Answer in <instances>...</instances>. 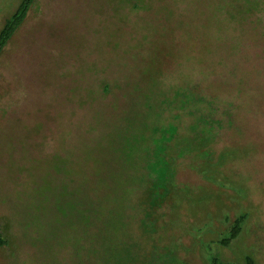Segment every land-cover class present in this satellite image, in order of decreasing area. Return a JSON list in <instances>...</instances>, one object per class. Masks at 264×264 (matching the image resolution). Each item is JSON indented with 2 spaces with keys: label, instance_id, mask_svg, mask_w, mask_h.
I'll use <instances>...</instances> for the list:
<instances>
[{
  "label": "rangeland",
  "instance_id": "1",
  "mask_svg": "<svg viewBox=\"0 0 264 264\" xmlns=\"http://www.w3.org/2000/svg\"><path fill=\"white\" fill-rule=\"evenodd\" d=\"M177 93L220 121L201 150ZM0 235V264H264V0H37L0 56Z\"/></svg>",
  "mask_w": 264,
  "mask_h": 264
},
{
  "label": "trees",
  "instance_id": "2",
  "mask_svg": "<svg viewBox=\"0 0 264 264\" xmlns=\"http://www.w3.org/2000/svg\"><path fill=\"white\" fill-rule=\"evenodd\" d=\"M37 0H22L19 4V6L17 7L16 11L13 13V15L11 17H9L1 31H0V56L2 54V52L4 51V49L6 48V46L8 45V43L10 42V40L13 38V36L16 34V32L19 30V28L23 25V23L25 22L30 9L32 8V6L35 4ZM136 7H138V5H136ZM177 99L178 97H184L185 101H181L180 103L182 104V106L184 108L187 107V105L189 104V101L193 102L194 108L193 110H191V114H194L195 116H197V122L195 125H193L191 127V132L197 134L198 138H197V143H198V147L201 150L202 148L201 146H204V148L206 147V145H210L211 141H213V139L216 137V127L218 124H220V121L217 119L216 113L214 112L213 109L209 110V109H205L203 106H201V104H206L207 108H208V104L209 103H205L204 99L202 98H195L193 97V95H187L186 93L180 95V93H177ZM169 104H173L175 105V101L173 100H168ZM206 114H202V111L206 112ZM156 131H159V128H156ZM167 130L164 131V133H168L166 132ZM174 133V130H173ZM186 137V136H183ZM167 145H160V153L158 152L157 156L158 159L155 162L156 164H160V165H165L166 161L164 158H160L161 154L164 152V148ZM158 151V150H157ZM186 153H188L186 150L182 151L180 156H184ZM207 156H209L211 153L210 152H206ZM159 175L157 177V179L155 180V184L154 186H156L157 188H159L160 182L159 180H163V178L166 176L165 170L161 169L159 170ZM245 217L244 215H241L238 219L235 220L234 224L231 226L230 231H229V240H222L221 244L222 245H226L230 242V240H237L238 237L240 236L241 232H242V228H243V224L245 223ZM8 244L6 240H4L2 238V236L0 235V245H5ZM219 259L215 256H213L211 258V263L212 264H220L219 263ZM245 264H257L256 261L254 260V258H252L251 256H247L245 259Z\"/></svg>",
  "mask_w": 264,
  "mask_h": 264
}]
</instances>
